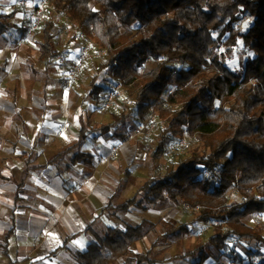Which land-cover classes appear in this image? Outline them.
I'll return each mask as SVG.
<instances>
[{
	"label": "trees",
	"instance_id": "trees-1",
	"mask_svg": "<svg viewBox=\"0 0 264 264\" xmlns=\"http://www.w3.org/2000/svg\"><path fill=\"white\" fill-rule=\"evenodd\" d=\"M52 7L77 25L83 36L106 52L99 73L109 69L127 89H134L136 106L113 115V122L98 128L84 124L76 146L95 132L112 138H128L120 128L136 116L141 122L156 112L163 122L155 132L156 147L148 156L161 160L170 144L186 136L198 146L189 157L166 174L153 176L137 195L123 204H109L105 211L126 214L131 208L149 211L172 204L198 210V223L213 224L214 235L198 242L180 257L197 258L207 264L211 253L229 250L233 239L264 246V227L247 223L251 216H264V0H50ZM1 10V4H0ZM18 11L0 13V38L17 29L12 21ZM245 19L251 24L240 28ZM54 21H45L39 44L40 60L47 65L59 56L53 33ZM25 34L26 30H22ZM242 43L248 53L239 71L227 61ZM152 60L156 64L144 69ZM91 81L88 99L101 103L105 88ZM174 88V92H169ZM167 96V98H165ZM70 151V150H68ZM59 157V156H58ZM91 165L90 155L79 152L72 163ZM237 191L242 201H231ZM1 254L8 256L9 240ZM157 234L152 247L135 254L132 246L149 234ZM190 234L187 224L167 227L163 235L157 225L109 228L96 234L78 264H157L152 252L162 243ZM214 264H221L217 260ZM264 264V261L261 263Z\"/></svg>",
	"mask_w": 264,
	"mask_h": 264
},
{
	"label": "crops",
	"instance_id": "crops-1",
	"mask_svg": "<svg viewBox=\"0 0 264 264\" xmlns=\"http://www.w3.org/2000/svg\"><path fill=\"white\" fill-rule=\"evenodd\" d=\"M20 15L18 12L16 18ZM5 39L0 42V264H78L77 255L96 240V234L143 221L156 224L159 235L170 226L187 224L190 229L185 238L173 236L153 250L154 261L156 254H172L157 264L182 259L181 255L193 251L199 238L191 242L192 227L202 223L176 222L175 207L146 211L154 217L151 220H143V210L137 208L126 214L105 211L109 204L118 206L137 195L142 184L137 177L142 146L130 138H112L113 132H95L82 146H76L84 124L95 127L113 121L101 122L98 113L75 107L69 99L76 95L61 89L51 63L45 69L38 68L43 63L39 47L37 51L19 49ZM76 48V44L69 47L71 59L79 53ZM28 61L36 67L30 66V73L23 76L22 68ZM26 80L35 89L28 88ZM79 152L90 155L92 164L72 163ZM183 207L185 211L191 209ZM129 218H136L137 223ZM11 230L9 254L4 256L1 246ZM156 236L149 234L147 246L143 249L142 240L132 246V251L146 253ZM180 247L186 252L180 253ZM226 259L218 258L221 264H228Z\"/></svg>",
	"mask_w": 264,
	"mask_h": 264
},
{
	"label": "rangeland",
	"instance_id": "rangeland-1",
	"mask_svg": "<svg viewBox=\"0 0 264 264\" xmlns=\"http://www.w3.org/2000/svg\"><path fill=\"white\" fill-rule=\"evenodd\" d=\"M1 10L0 13H10L12 11H18L21 15L18 18H14L13 22H19L17 29L11 30L6 34L4 38L6 42H12L17 48H26L27 50H36L39 47V44L43 40L42 31L45 28V21L53 20L54 21V32L55 33V43L59 52V56L56 59H53L50 68L54 74H57V79L61 83V89L67 91L68 93H74L76 97H72L69 101L75 104V107H81L82 112L98 113L102 116L101 122H112L113 115H120L122 112H127L128 110L135 108L136 106V95L134 89L125 88L119 79L113 77L109 69H104L99 73L100 65L105 63L107 60V55L104 50H102L95 41L86 38L83 34L75 35L74 33H68L67 27L71 25L69 18L66 15L59 13L55 10L50 0H16L15 3H12V0H1ZM47 5L46 10L39 14L40 6ZM40 18L41 24L36 28L34 26V19ZM251 24L250 19H245L241 24L240 28L242 30H247ZM77 26V25H76ZM73 28H76L73 26ZM22 30H26L24 34ZM0 38V42H1ZM78 45L76 50H79L77 57L82 54L84 51L88 54V59L85 62L84 70L81 75L76 78L73 83L65 82L63 78L66 75L59 71V57L63 54L67 55L70 60L72 55V46ZM74 53V51H73ZM249 54H244L243 44L240 43L234 51V55L230 60L227 61V66L231 71H239L242 68L243 62L246 60ZM73 56H76L73 54ZM156 64L155 60H152L149 64L145 66L144 69L150 70ZM35 66L32 65L31 61H28V66L23 67V76L30 73L29 67ZM46 63L38 64V68L45 69ZM36 67V66H35ZM98 74V83L100 86L105 88V92L102 94L101 103L98 104L97 100L94 98L88 99L87 96L91 90V81L92 78ZM44 77L43 75H41ZM67 79V78H66ZM27 81V80H26ZM28 88L31 90L35 89L34 85L26 83ZM119 88L121 97L114 100L111 106L106 105V96L114 89ZM174 88H170L169 92H174ZM167 98V96H165ZM93 114V113H91ZM163 123L158 114L153 112L150 116L143 122H141L136 116H133L128 120V138L134 142H138L142 146V159L141 166L137 172V177L140 179V183L144 184L148 179L153 176L163 175L169 171L175 169L178 163L185 158L189 157L192 151L198 146V141L196 138L191 136H186L182 141L176 144H170L168 147V153L159 161L153 162L148 154L156 147V134L155 132ZM92 124V123H91ZM91 126V125H90ZM99 124H96L95 127L98 128ZM140 130H143L144 135H137ZM119 132H126V129L120 128ZM112 134V133H110ZM77 139V136L76 138ZM134 178L135 182H138L139 179ZM141 184V185H142ZM231 201H242V197L238 194L237 191L233 190L230 192ZM164 207H175V212L177 215L174 216L175 221L182 224L184 222L197 223L198 212L190 209L185 211L183 206H174L172 204H164L163 206H157L152 209H159ZM141 214V213H140ZM176 214V213H175ZM154 218L152 214H146V211H143V220H151ZM132 223H137L136 218H129ZM178 219V220H177ZM247 223L253 227L257 225H262L264 227V216H251L247 218ZM174 222V224H176ZM193 228V233L191 237V242L198 241L202 243L208 242V240L214 235L215 225L213 224H203L200 227L195 225ZM150 237L143 240V249L147 246ZM184 247V244H182ZM180 247L179 252H183L184 248ZM211 259L208 261V264H214L218 258H227L226 261L228 264H261L264 261V246L256 244H245L240 243L236 239H233L229 245V250L226 252H219L214 247H207V251L211 252ZM183 252V253H185ZM171 252L164 251L161 255H155L154 259L156 261H164L166 257H169ZM178 252H175L176 255ZM229 253V254H228ZM221 255V256H220ZM196 258L187 257L185 259H175L171 262H166L164 264H195ZM223 261V260H221Z\"/></svg>",
	"mask_w": 264,
	"mask_h": 264
},
{
	"label": "built area",
	"instance_id": "built-area-1",
	"mask_svg": "<svg viewBox=\"0 0 264 264\" xmlns=\"http://www.w3.org/2000/svg\"><path fill=\"white\" fill-rule=\"evenodd\" d=\"M47 2V0H46ZM47 8V5L40 6L39 14H42ZM41 24L40 18L34 19V26L37 28ZM75 26L76 28H73ZM68 33H74L75 35L81 34V30L78 28V26L71 23L67 27ZM88 59V54L86 51H84L82 54H80L76 59L70 60L67 55L63 54L59 57V71L64 73L67 78L68 83H73V81L78 78L85 67V62ZM121 97V93L119 88H114L107 96H106V105L111 106L114 102V100ZM162 124V123H161ZM144 135L143 130H140V132L137 135Z\"/></svg>",
	"mask_w": 264,
	"mask_h": 264
},
{
	"label": "snow or ice",
	"instance_id": "snow-or-ice-1",
	"mask_svg": "<svg viewBox=\"0 0 264 264\" xmlns=\"http://www.w3.org/2000/svg\"><path fill=\"white\" fill-rule=\"evenodd\" d=\"M16 2V0H12V3H15Z\"/></svg>",
	"mask_w": 264,
	"mask_h": 264
}]
</instances>
